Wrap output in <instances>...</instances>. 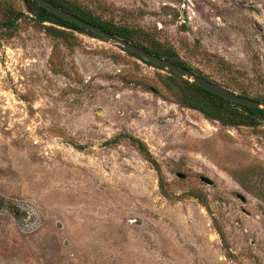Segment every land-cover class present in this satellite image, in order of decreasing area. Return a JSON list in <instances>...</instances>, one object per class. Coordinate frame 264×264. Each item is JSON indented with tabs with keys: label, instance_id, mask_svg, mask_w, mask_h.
Masks as SVG:
<instances>
[{
	"label": "rangeland",
	"instance_id": "374dc122",
	"mask_svg": "<svg viewBox=\"0 0 264 264\" xmlns=\"http://www.w3.org/2000/svg\"><path fill=\"white\" fill-rule=\"evenodd\" d=\"M70 1L264 100V0ZM4 6L24 15L0 31V199L20 213L0 209V264H264V120H208L166 70Z\"/></svg>",
	"mask_w": 264,
	"mask_h": 264
},
{
	"label": "trees",
	"instance_id": "16d2710c",
	"mask_svg": "<svg viewBox=\"0 0 264 264\" xmlns=\"http://www.w3.org/2000/svg\"><path fill=\"white\" fill-rule=\"evenodd\" d=\"M26 11L33 15L35 21L51 35L61 36L65 34V31L60 27L70 29L72 31H78L86 33L92 37L103 39L97 36L93 32L80 27L77 24L71 23L57 16L56 14L47 11L44 7L38 5L34 0H23ZM55 5L63 8L66 11L79 16L83 20L89 21L93 24L100 26L101 28L122 37L123 39L130 41L152 54L167 58L179 65L193 70L182 58L179 57L178 53L171 48L158 41L153 36H150L148 32L135 29L127 26H121L111 21L102 20L98 16L93 15L89 10H86L79 4L70 0H48ZM0 31L7 33V37L11 36L13 30L16 29L17 21L24 15L22 11L16 10L12 7H0ZM44 22L52 23L53 25H45ZM122 48V47H121ZM128 54H131L128 50L122 48ZM145 63L154 67L164 69L160 66L154 65L151 62L143 60ZM166 70V69H164ZM169 75L166 76L168 80L166 87L171 91L172 96L176 103L180 105L197 110L206 119L217 121L223 126H257L264 120V108L245 106L230 100H227L215 93H212L196 83L189 81L181 77L180 75L166 70ZM194 71V70H193ZM197 74L204 76L198 71H194ZM211 80V79H209ZM215 82V81H214ZM221 84V83H220ZM223 85V84H222ZM228 88L226 85H223ZM239 94L247 96V94L241 91ZM253 99L261 100L260 97H253ZM138 149L141 153L146 155L147 159L150 156L145 146L138 142ZM157 168V166H155ZM161 187V185H160ZM7 201L0 199V209L6 210L17 216L18 211L15 206L8 205Z\"/></svg>",
	"mask_w": 264,
	"mask_h": 264
},
{
	"label": "water",
	"instance_id": "95a60500",
	"mask_svg": "<svg viewBox=\"0 0 264 264\" xmlns=\"http://www.w3.org/2000/svg\"><path fill=\"white\" fill-rule=\"evenodd\" d=\"M34 1L38 5L44 7L47 11L56 14L57 16L63 18L66 21L77 24L80 27L86 30H89L93 32L94 34H96L97 36L102 37L105 40L111 41L114 44L121 46L122 48L128 50L134 56L142 60L151 62L152 64L160 66L166 70L172 71L180 75L181 77L196 83L198 86L212 93H215L227 100H230V101H233V102L245 105V106L264 108V100H256V99L238 94L217 82L209 80L205 78L204 76L195 73L193 70H190L187 67L179 65L167 58L158 56L156 54H152L148 52L147 50H145L144 48L130 41H127L120 36L112 34L111 32L101 28L100 26L96 24L83 20L79 16L74 15L73 13L64 10L63 8L55 5L51 1H48V0H34ZM178 175L183 176L182 173H178ZM203 179L207 180L206 178H203Z\"/></svg>",
	"mask_w": 264,
	"mask_h": 264
}]
</instances>
